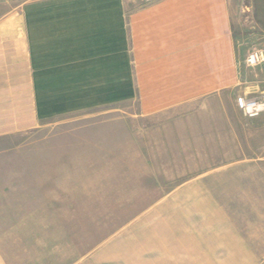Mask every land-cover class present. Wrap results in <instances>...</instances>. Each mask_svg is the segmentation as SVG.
Returning <instances> with one entry per match:
<instances>
[{
    "label": "crops",
    "instance_id": "1",
    "mask_svg": "<svg viewBox=\"0 0 264 264\" xmlns=\"http://www.w3.org/2000/svg\"><path fill=\"white\" fill-rule=\"evenodd\" d=\"M125 3L0 0V146L47 120L138 100L142 114L130 116L151 120L144 147L162 170L150 209L166 214L144 264L264 261V112L249 119L237 107L239 97L264 103V61L246 63L264 49L234 32L229 0H159L128 13ZM32 154L0 157L18 166L1 173L2 195L38 189Z\"/></svg>",
    "mask_w": 264,
    "mask_h": 264
},
{
    "label": "rangeland",
    "instance_id": "2",
    "mask_svg": "<svg viewBox=\"0 0 264 264\" xmlns=\"http://www.w3.org/2000/svg\"><path fill=\"white\" fill-rule=\"evenodd\" d=\"M132 1L125 0L127 13L159 0ZM229 3L234 32L264 49V0ZM117 109L50 119L0 146V157L36 152L29 167L40 178L38 189L17 196L2 195L0 187V264H136L137 259L144 264L145 243L166 231L161 228L166 214L150 209L160 205L155 174L162 170L151 164L157 152L144 147V125L151 120L137 123L130 116L142 114L140 102ZM49 140L67 147L35 148V141ZM17 167L0 160V175ZM131 246L133 257L125 261L119 253Z\"/></svg>",
    "mask_w": 264,
    "mask_h": 264
},
{
    "label": "built area",
    "instance_id": "3",
    "mask_svg": "<svg viewBox=\"0 0 264 264\" xmlns=\"http://www.w3.org/2000/svg\"><path fill=\"white\" fill-rule=\"evenodd\" d=\"M264 61V53L262 51H254L247 58L246 63L251 66H257ZM237 107L242 115L249 119H254L264 112V103L258 100L246 99L239 97L237 99Z\"/></svg>",
    "mask_w": 264,
    "mask_h": 264
}]
</instances>
